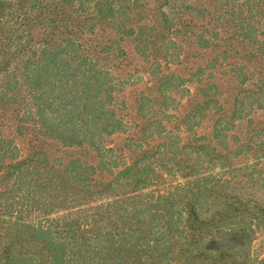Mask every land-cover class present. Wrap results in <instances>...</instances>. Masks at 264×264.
I'll use <instances>...</instances> for the list:
<instances>
[{
	"label": "rangeland",
	"instance_id": "374dc122",
	"mask_svg": "<svg viewBox=\"0 0 264 264\" xmlns=\"http://www.w3.org/2000/svg\"><path fill=\"white\" fill-rule=\"evenodd\" d=\"M63 1L0 8V264H264V0Z\"/></svg>",
	"mask_w": 264,
	"mask_h": 264
},
{
	"label": "trees",
	"instance_id": "16d2710c",
	"mask_svg": "<svg viewBox=\"0 0 264 264\" xmlns=\"http://www.w3.org/2000/svg\"><path fill=\"white\" fill-rule=\"evenodd\" d=\"M46 1L52 2L54 4L58 3L57 4L58 7L62 9V10H59L57 13H49L51 21H50V24H48L47 26H45V24L42 22L43 18L41 17L42 16L41 12L37 13L35 10L36 8L34 7L35 5L37 7H40L42 5V0H39L37 3L29 2L28 6H26L27 0H0V8L6 9L5 4L9 3V2H10V5H13V7H11L9 10L12 17L9 18L8 22L3 23L5 25L1 29V32H3V33L7 32L8 33L3 38L6 39L7 41H8V38H11V40H12V39H14V35H16L18 33V31H25V32H28L30 35L31 32L35 31L34 28L39 25V26L44 27L45 30L50 26L53 30L51 33L52 35H54V33H55L54 29L56 28V29H58V31H61V33H66L67 34L66 39L72 41V37H70V36L74 33H79V32H76L73 29H68L71 25L70 20L65 17L66 13L64 12L65 10L63 9V5H59L60 0H44L43 1L44 6L46 4L48 5V3ZM73 1L74 0H72V2ZM82 1H83V3H87L91 0H82ZM201 1L202 0H177L175 3L177 5H181V7L183 9H190V7H192V6H197V3L201 2ZM62 2H64V1L62 0ZM72 2H70L69 0L66 1V3H69V4H72ZM230 3L226 6H223L222 4H220V7L222 9V13H225V16H224L225 21H223V22H225L227 26H232V24L238 25L239 21L235 22L236 18L240 19V21H242L243 25L250 23V21L255 22V20H252V19H254L253 16L258 17V14H259L260 9H261L258 5V1H257V3H255L254 6H248V7L243 6V4L239 3V0L238 1L236 0V2H233L231 4ZM76 5L77 4H75V6ZM117 6L119 9L120 8L122 9L120 4L119 5L117 4ZM55 7H57V6H55ZM118 8H117V10H118ZM242 8H244V10H242ZM244 11H246L247 13H244ZM66 12L68 13V11H66ZM115 14H117V15H115V17L117 19L119 17L123 16V13H120V12H116ZM118 14H119V16H118ZM176 15L178 17H180L181 14L176 13ZM60 16H62V17L58 18ZM190 16H194V15H190ZM45 19H47V18H45ZM108 19H109V17L105 18L104 20L107 21ZM63 20L65 21L66 26L62 22ZM228 20H230L231 22H228ZM93 21H94V19L92 16L84 25L80 24L82 26H79L76 29L80 31L82 29L84 30L85 28H87L89 30V28H93L92 27L94 25ZM2 22L3 21H0V24ZM90 22L92 25L90 24ZM223 22H221L222 23L221 26H223V24H224ZM63 25L66 28L64 30H61V27ZM45 34L48 35V33H45ZM27 35L28 34H26V37L24 38V40L20 41V44L25 43L26 44L25 48L27 50L28 49H34V48L36 49V48L40 47V45H38V44H41V41L36 42L35 41L36 38H31L30 36L28 37ZM34 36L37 37L36 34ZM40 39L46 40V38H43V37H41ZM11 40L9 42H4L3 44H1V48L4 47V50H6V48H9V43L11 42ZM19 51H21V50H16V51H13L10 53L8 52L6 54H9L11 57L16 58V57H18ZM4 55H5V52H4ZM0 101L2 102L1 99H0Z\"/></svg>",
	"mask_w": 264,
	"mask_h": 264
}]
</instances>
